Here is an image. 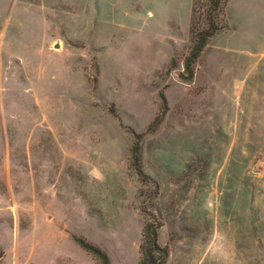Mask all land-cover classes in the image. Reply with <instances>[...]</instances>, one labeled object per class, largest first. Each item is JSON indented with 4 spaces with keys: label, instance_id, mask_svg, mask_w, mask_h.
Wrapping results in <instances>:
<instances>
[{
    "label": "rangeland",
    "instance_id": "rangeland-1",
    "mask_svg": "<svg viewBox=\"0 0 264 264\" xmlns=\"http://www.w3.org/2000/svg\"><path fill=\"white\" fill-rule=\"evenodd\" d=\"M213 2L0 0V264H264V0Z\"/></svg>",
    "mask_w": 264,
    "mask_h": 264
},
{
    "label": "trees",
    "instance_id": "trees-1",
    "mask_svg": "<svg viewBox=\"0 0 264 264\" xmlns=\"http://www.w3.org/2000/svg\"><path fill=\"white\" fill-rule=\"evenodd\" d=\"M221 0H214V6L219 7ZM219 28L216 24H210L209 29L197 33L190 54L185 60L183 79L189 81L193 77L192 66L200 56L209 38H211ZM158 227L152 223L147 224L144 230V243L142 246V259L139 264H165L168 258V249L158 242ZM77 243L89 252L99 264H111L108 255L99 247L86 243L81 239Z\"/></svg>",
    "mask_w": 264,
    "mask_h": 264
}]
</instances>
